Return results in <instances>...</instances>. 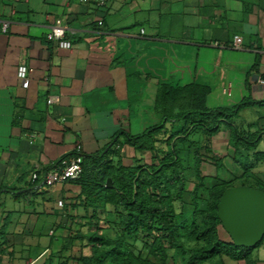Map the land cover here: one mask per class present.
Segmentation results:
<instances>
[{"label": "crops", "instance_id": "crops-1", "mask_svg": "<svg viewBox=\"0 0 264 264\" xmlns=\"http://www.w3.org/2000/svg\"><path fill=\"white\" fill-rule=\"evenodd\" d=\"M0 19L9 22L0 30V264H82L94 219L81 183L49 185L44 175L78 143L85 155L110 148L115 164L150 163L151 152L124 136L121 146L116 135L154 126L166 84L207 86L208 108L252 101L234 122L244 133L260 132L255 150L243 149L256 158L247 176L239 178L228 126L210 136V148L234 163L223 178L264 186V0H0ZM55 25L65 26L70 49L49 38ZM21 64L31 69L27 88L17 77ZM50 96L60 100L48 104ZM260 248L256 264H264Z\"/></svg>", "mask_w": 264, "mask_h": 264}, {"label": "trees", "instance_id": "trees-1", "mask_svg": "<svg viewBox=\"0 0 264 264\" xmlns=\"http://www.w3.org/2000/svg\"><path fill=\"white\" fill-rule=\"evenodd\" d=\"M209 92L207 86L198 84L180 87L166 84L163 90L161 89L156 104V111L162 115L165 123L152 126L138 135L122 131L116 135V141L120 142L121 146L124 143L119 137L124 136L125 142L136 149L151 152L150 163L138 166H125L121 162L115 164L114 159L110 157V148L97 154L83 155V171L75 181L81 183V202L86 209L92 210L93 222L98 221L92 222L91 230L94 231L88 234L91 253L81 255L80 263L168 264L170 250H176L183 257L185 264H205L223 255L234 260H244L246 264H256L252 253L263 244L264 239L255 248H246L236 246L232 241H223L219 234L222 225L218 217V204L224 191L235 184L249 185L247 180L234 183L233 180L223 178L219 183L207 186L208 177L203 174L201 167L204 159L200 152L201 146L189 142L190 135L194 132L200 130L205 139L210 140V136L222 124L228 126L235 148L234 161L239 163L243 170L239 178L246 177L254 164L239 162L238 155H244L243 149L248 152L255 150L260 132L244 133L241 128L235 127L234 122L240 111L252 101L247 99L233 106L208 108L206 97ZM168 125L171 133L166 135L164 129L168 128ZM174 138L176 142L171 149L169 145ZM159 143L165 146L160 148ZM177 145L184 146L183 148L195 147L194 171L197 182L191 192L187 189L185 162L179 155ZM209 151L212 162L215 164L217 160L221 163L216 165L217 170L221 173L222 170L225 171L224 159L217 156L210 145ZM75 154L73 151L63 159ZM220 176L218 173L216 178ZM108 178L113 180L111 188L106 186ZM258 188L264 191V187L258 185ZM18 190L14 189L17 195ZM187 193L190 208H187ZM177 203L180 204V211L177 209ZM109 206L112 207L111 211L108 210ZM103 210L114 214L110 223H114L113 226L117 228L115 238L100 233L99 229L103 228L100 225ZM80 235L75 238H83ZM141 237L144 248L135 251L131 248L128 238L136 240ZM186 239L194 244L187 243Z\"/></svg>", "mask_w": 264, "mask_h": 264}, {"label": "rangeland", "instance_id": "rangeland-1", "mask_svg": "<svg viewBox=\"0 0 264 264\" xmlns=\"http://www.w3.org/2000/svg\"><path fill=\"white\" fill-rule=\"evenodd\" d=\"M259 109H260V112L264 114V108H259ZM254 110H256V109H254ZM254 110H252V112ZM157 115H158V121L154 124V126L157 124H161V123L164 124L165 123V120L163 121L162 115H160V114H157ZM249 115L253 118L256 116V119L259 117L257 114L254 116L253 113L249 114ZM237 121L240 122V119H238ZM169 127L170 126L168 125V128L166 127L164 129V133L166 135L171 133V130L169 129ZM190 139L191 140L189 142H191V143L195 142L193 144H195V145L200 144V146H201L200 152L202 153V155L204 157L203 164L201 165V167H202L203 174L208 177V179L206 181L207 186L210 187V186H213V185L219 183L220 180L223 179V176L224 177H230L231 176V174H230L231 172L227 169L228 168L232 169L234 163H231L232 161H229L227 159V160H224V164L226 166V169H225L226 172L224 170H222L224 172V174L221 175L220 177L216 178V176H217V175H215L216 165H219L221 163H220V161L215 160V164H214L212 162V159L209 158L210 156H212L211 152L209 151L210 140H209V138L207 140L205 139L202 131L199 130L197 132H194V134L190 135ZM175 142H176V138H174V140L169 145L171 147V149L173 148ZM260 143L261 144L258 146V150L263 151L264 150V141H261ZM158 146H160V148H162V146H165V144L159 143ZM169 146H167V148H169ZM179 146L182 147L181 145H177V148L179 149V155L185 162V176L187 178V189H188V192H191L194 188L195 183L197 182V178H196L195 171H194V169H195V167H194V164H195V159H194L195 147L190 146V147L183 148L184 147L183 146L182 148H180ZM190 148L192 151L191 150L189 151ZM250 155L251 156H247V155L242 156L239 153V155H238L239 162H241L243 164L249 163L252 165L253 163L256 162V158H254V155L252 153H250ZM240 167H238V168H240ZM218 171H219V174H221V171L220 170H218ZM232 171H233V169H232ZM234 183H239V182L236 181ZM186 200L188 201L187 208H190L191 204H190L188 193L186 194ZM110 209L112 210L111 206H110ZM177 209H178V211H180V204L179 203H177ZM109 213L110 212H106L103 214V215H105V218H104L105 221L100 223V225L103 226V228H100L99 230H101V232H100L101 234H105L108 237L115 238L117 236V231H116L117 228L115 226H113L114 223H110V221L114 217V214L113 213L109 214ZM107 220H108V223H107ZM90 231H94V230H90ZM219 234H220V238L223 241H225L227 243L231 242V238H230L229 234L226 232V230L222 226L219 228ZM128 242L130 243L131 248H133L135 251H138V250L144 248L143 237L138 238L136 240L134 238H128ZM186 242L190 243V244H192V243L194 244V242L189 241L187 239H186ZM260 250L262 251V250H264V248H260ZM88 252H87L88 254L91 253L89 248H88ZM170 256L171 257L169 259L168 264H185L183 257L181 255H179L176 252V250H170ZM230 260H231V258L223 255L222 257L215 258V259H213V260H211L205 264H230L229 263Z\"/></svg>", "mask_w": 264, "mask_h": 264}, {"label": "water", "instance_id": "water-1", "mask_svg": "<svg viewBox=\"0 0 264 264\" xmlns=\"http://www.w3.org/2000/svg\"><path fill=\"white\" fill-rule=\"evenodd\" d=\"M106 186L113 187L112 178ZM218 217L236 246L255 248L264 239V191L250 185L227 188L218 204Z\"/></svg>", "mask_w": 264, "mask_h": 264}, {"label": "built area", "instance_id": "built-area-1", "mask_svg": "<svg viewBox=\"0 0 264 264\" xmlns=\"http://www.w3.org/2000/svg\"><path fill=\"white\" fill-rule=\"evenodd\" d=\"M83 3H93L95 5H105L109 0H81ZM102 23V22H100ZM9 22L0 19V30L7 31ZM142 32H145L142 29ZM49 38L56 42L60 47L65 49H70L72 47V42L66 37V28L63 25H55L52 27L49 34ZM243 43V37L239 34L234 35L233 46L235 48H240ZM31 69L26 64H21L17 68V77L21 82L22 87L27 88L30 84L29 74ZM260 83L264 86V79H260ZM60 100L59 96H50L48 98V104L58 102ZM76 154L63 159L62 162L56 165L53 169L49 170L45 175V182L49 185L65 182L68 180H76L81 176L83 171V145L81 143L76 144L74 150ZM39 178L37 173H33L32 181ZM59 205H63V201H59Z\"/></svg>", "mask_w": 264, "mask_h": 264}]
</instances>
